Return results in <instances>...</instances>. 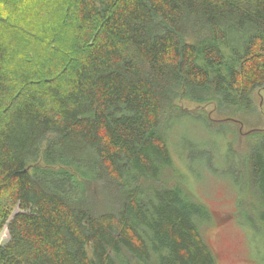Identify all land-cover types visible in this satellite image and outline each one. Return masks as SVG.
I'll use <instances>...</instances> for the list:
<instances>
[{
	"label": "trees",
	"instance_id": "16d2710c",
	"mask_svg": "<svg viewBox=\"0 0 264 264\" xmlns=\"http://www.w3.org/2000/svg\"><path fill=\"white\" fill-rule=\"evenodd\" d=\"M56 12L41 51L14 57L0 42V264H215L199 231L208 210L160 185L188 119L221 138L189 143V164L224 162L264 241V132L238 152L239 131L174 104L182 89L256 114L264 0H66Z\"/></svg>",
	"mask_w": 264,
	"mask_h": 264
},
{
	"label": "rangeland",
	"instance_id": "374dc122",
	"mask_svg": "<svg viewBox=\"0 0 264 264\" xmlns=\"http://www.w3.org/2000/svg\"><path fill=\"white\" fill-rule=\"evenodd\" d=\"M65 3L66 0H24L16 7H8L0 2V42L8 45L14 57H19L20 52L26 49L33 53L32 49L41 51L44 39L53 34L48 26L55 23L56 11H60ZM60 35L57 39L64 42ZM39 36L40 39L35 38ZM252 99L255 115L223 110L215 102H194L182 89L176 90L174 104L193 115L205 116L214 126H227L239 131L234 149L247 152L256 137L264 132V88L256 90ZM175 134V138H170L172 166L162 173L160 185L180 188L191 200L208 210L209 219L199 223V231L214 256L215 264H264L262 235H256L243 216L252 214L254 200L251 193L242 197L237 194L231 179L223 175L224 162H213V171L205 159L193 160L189 164L183 151L188 149L189 143L215 141L219 144L221 138L208 136L202 124L193 119L180 124ZM177 143L180 148L175 145ZM93 204L101 206L97 196ZM17 212L15 209L13 214ZM7 240L5 226L0 231V246ZM119 259L120 264H139L126 254Z\"/></svg>",
	"mask_w": 264,
	"mask_h": 264
}]
</instances>
